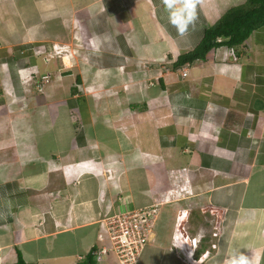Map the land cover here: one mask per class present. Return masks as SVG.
Segmentation results:
<instances>
[{"label":"crops","instance_id":"0c3cea01","mask_svg":"<svg viewBox=\"0 0 264 264\" xmlns=\"http://www.w3.org/2000/svg\"><path fill=\"white\" fill-rule=\"evenodd\" d=\"M245 1L204 0L180 36L161 0H0V264L83 261L103 210L151 205L182 169L185 205L227 208L205 264H264V26L185 78L174 68ZM52 43L75 53L65 69L39 52ZM39 74L53 80L40 88ZM171 204L134 264H185Z\"/></svg>","mask_w":264,"mask_h":264},{"label":"built area","instance_id":"2783aa9c","mask_svg":"<svg viewBox=\"0 0 264 264\" xmlns=\"http://www.w3.org/2000/svg\"><path fill=\"white\" fill-rule=\"evenodd\" d=\"M38 48L44 55L46 63L54 58L60 59L62 69L66 68V60L72 58V51L68 46L53 44L41 45ZM231 53H233L232 49ZM188 68L189 64H185L177 69L178 75L185 78ZM49 75H35L36 80L40 82V88L50 82ZM35 77H30L28 81H34ZM76 86L80 89L78 85ZM4 94L8 97L12 95L7 89H4ZM184 170L170 172L169 175L172 178L170 188L160 193L151 205L133 210L114 211L99 223V228L104 231V235L98 234L97 237L99 245L103 246V252L98 246L97 261L102 253L108 250L116 257L119 264L135 263L142 249L149 243L160 207L183 201L190 196L187 184L182 183L180 179ZM226 215L227 208L220 205L179 207L173 220L172 252L185 264H205L218 250Z\"/></svg>","mask_w":264,"mask_h":264},{"label":"trees","instance_id":"16d2710c","mask_svg":"<svg viewBox=\"0 0 264 264\" xmlns=\"http://www.w3.org/2000/svg\"><path fill=\"white\" fill-rule=\"evenodd\" d=\"M262 26H264V0H246L243 4L228 9L214 25L209 27L195 49L179 55L174 68L205 60L213 48L242 47L249 35ZM98 251V246H94L83 261L77 264H96ZM15 264L27 263L18 254Z\"/></svg>","mask_w":264,"mask_h":264},{"label":"clouds","instance_id":"9594fccd","mask_svg":"<svg viewBox=\"0 0 264 264\" xmlns=\"http://www.w3.org/2000/svg\"><path fill=\"white\" fill-rule=\"evenodd\" d=\"M161 2L168 13L169 23L176 28L180 36H184L190 26L195 27L198 20V6L203 5L204 0H161ZM224 264H253V257L249 259L241 252H233Z\"/></svg>","mask_w":264,"mask_h":264},{"label":"rangeland","instance_id":"374dc122","mask_svg":"<svg viewBox=\"0 0 264 264\" xmlns=\"http://www.w3.org/2000/svg\"><path fill=\"white\" fill-rule=\"evenodd\" d=\"M53 44H55V43H52L51 45H53ZM59 45H64V46H67V45H65V44H59ZM75 55V53L72 51V57ZM56 58H54V59H52V60H55ZM51 60V61H52ZM57 61H58V63H59V61H60V59H56ZM59 65V64H58ZM66 66L65 67H67V64H65ZM40 75V74H39ZM41 75H45V74H41ZM47 75V74H46ZM49 79H50V82L53 80V78H52V75L50 74L49 75ZM35 81V80H34ZM39 81V80H38ZM29 82H33V81H29ZM28 82V83H29ZM49 82V83H50ZM39 84H40V82H39ZM80 87V86H79ZM80 89H81V87H80ZM167 184H169V182L167 181ZM170 188V184H169V186L167 185V189H169ZM175 202H177V200H175ZM187 202L185 201H180V202H177V205L176 204H171L170 206H168V207H166L167 209H175L176 207L178 208V206L179 207H183V206H185V204H186ZM110 206V205H109ZM149 206V205H148ZM110 207H108V209H109ZM108 209H105V210H107V212L106 211H104L103 210V212L102 213H100L99 214V216L97 217V219L96 220H94L95 222H96V224L97 225H99V223L100 222H102L103 221V219H105L107 216H109V215H111L112 214V212L110 211V210H108ZM105 216V217H104ZM105 221V220H104ZM98 233L99 234H101V235H104V231L101 229V230H99L98 231ZM76 241V240H75ZM97 242V241H96ZM97 246H99V249L101 250V252H103V246L102 245H99V243H97ZM141 253V252H140ZM111 253L110 252H108V250L107 251H105V253L103 254L102 253V256L100 257V259H99V261L100 262H103L104 261V259H107L108 257H109V255H110ZM140 255V254H139ZM139 255H138V257H139ZM138 257H137V259H138ZM137 259L135 260V261H137ZM118 261V260H117ZM118 264H119V262H118Z\"/></svg>","mask_w":264,"mask_h":264}]
</instances>
